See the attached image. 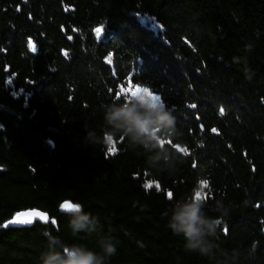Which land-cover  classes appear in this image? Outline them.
I'll list each match as a JSON object with an SVG mask.
<instances>
[{
	"label": "trees",
	"instance_id": "obj_1",
	"mask_svg": "<svg viewBox=\"0 0 264 264\" xmlns=\"http://www.w3.org/2000/svg\"><path fill=\"white\" fill-rule=\"evenodd\" d=\"M129 86L176 118L175 171L150 173L125 140L114 153L85 141ZM201 169L205 213L222 195L230 207L214 258L186 251L164 215ZM74 202L96 233H71L61 205ZM25 210L50 221L2 227ZM45 233L93 250L111 236L109 264H264V0H0V264H38Z\"/></svg>",
	"mask_w": 264,
	"mask_h": 264
},
{
	"label": "clouds",
	"instance_id": "obj_2",
	"mask_svg": "<svg viewBox=\"0 0 264 264\" xmlns=\"http://www.w3.org/2000/svg\"><path fill=\"white\" fill-rule=\"evenodd\" d=\"M250 50L251 45H246L245 51ZM233 62L245 63L246 57H234ZM101 107L103 128L100 134L95 129H87V143L110 146L117 139L125 140L130 150L138 151L145 157V165L150 173H171L175 171L177 162L187 155L176 118L161 98L153 100L141 92ZM199 180L208 182L204 169H201ZM196 191H200L199 185L193 190L194 193ZM169 200L171 206L164 213L169 230L183 238L186 251L214 258L218 226L230 212V207L224 203V196L215 200L214 210L219 213L216 218L205 213L207 202L203 198H195L191 192ZM73 204L75 207L65 213L69 216L71 233L74 236L96 233L99 220L85 211L82 204ZM45 236L47 242L39 254L38 264H109L110 258L117 252L114 238L108 235L97 239L98 250L81 243H67L50 233H45Z\"/></svg>",
	"mask_w": 264,
	"mask_h": 264
},
{
	"label": "snow or ice",
	"instance_id": "obj_3",
	"mask_svg": "<svg viewBox=\"0 0 264 264\" xmlns=\"http://www.w3.org/2000/svg\"><path fill=\"white\" fill-rule=\"evenodd\" d=\"M96 33L99 34L101 33L102 29L101 28H97L95 29ZM28 46L30 50L35 51V45L33 44V42L31 41V39L28 42ZM66 54V53H65ZM143 92L144 94L148 95L151 99L156 100L159 99L160 97L158 95L153 94L152 91H150L148 88H141L139 86H137V90L131 93V96H135L139 93ZM190 107H196L195 105H191ZM221 113H223V109H221ZM213 131H216L215 129H213ZM115 147L112 145H110L108 151L109 153H114L115 152ZM184 151L187 153V149H184ZM152 183L153 182H148L145 184V188L146 190L152 187ZM157 190H159L160 185L157 183L156 185ZM208 186V182L207 181H201L200 182V191H196L194 193L195 198L200 199V198H205V194L203 192V189L207 188ZM168 198H172L173 197V193L172 192H168L167 193ZM62 208H65L67 210H71L75 207L74 204L72 203H65L61 205ZM43 214L40 213H18L16 217L13 218V220L9 221L8 223H32L33 218L36 217H40ZM53 223H55V221H52ZM7 226V225H5Z\"/></svg>",
	"mask_w": 264,
	"mask_h": 264
},
{
	"label": "water",
	"instance_id": "obj_4",
	"mask_svg": "<svg viewBox=\"0 0 264 264\" xmlns=\"http://www.w3.org/2000/svg\"><path fill=\"white\" fill-rule=\"evenodd\" d=\"M19 213H40V214H43V215L40 216V217L33 218L32 223H10L11 224L10 226L11 227H14L15 229H20V228H24V227L25 228H28V227H30L35 222L42 224V223H47V222L50 221L49 218H48V216L44 212H41L39 210H25V211H21ZM17 214L14 217H16ZM14 217H12L11 220H13Z\"/></svg>",
	"mask_w": 264,
	"mask_h": 264
},
{
	"label": "bare ground",
	"instance_id": "obj_5",
	"mask_svg": "<svg viewBox=\"0 0 264 264\" xmlns=\"http://www.w3.org/2000/svg\"><path fill=\"white\" fill-rule=\"evenodd\" d=\"M128 83H129V82H128ZM130 90H133V87H132V86L125 87V89L122 90V92L125 93V94H127V96H131V94H129V91H130ZM11 219H12V218H11ZM11 219H10V220H11ZM10 220H9V221H10ZM40 224H41V223H40ZM5 225H7V226H5ZM10 225H11V224L8 223V221H7V222H5V223L3 224L2 227L5 228V229H13L14 227H11Z\"/></svg>",
	"mask_w": 264,
	"mask_h": 264
},
{
	"label": "rangeland",
	"instance_id": "obj_6",
	"mask_svg": "<svg viewBox=\"0 0 264 264\" xmlns=\"http://www.w3.org/2000/svg\"><path fill=\"white\" fill-rule=\"evenodd\" d=\"M136 90H137V89L130 90V91H129V94H131L132 92H134V91H136ZM61 210H62V211H68L67 209L62 208V207H61ZM15 215H16V214H15ZM15 215H14V216H15ZM14 216H13V217H14ZM47 223H48V222H47ZM42 224H45V223H42Z\"/></svg>",
	"mask_w": 264,
	"mask_h": 264
}]
</instances>
